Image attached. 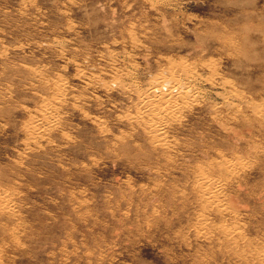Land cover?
Instances as JSON below:
<instances>
[{
  "label": "rangeland",
  "instance_id": "1",
  "mask_svg": "<svg viewBox=\"0 0 264 264\" xmlns=\"http://www.w3.org/2000/svg\"><path fill=\"white\" fill-rule=\"evenodd\" d=\"M0 264H264V0H0Z\"/></svg>",
  "mask_w": 264,
  "mask_h": 264
}]
</instances>
